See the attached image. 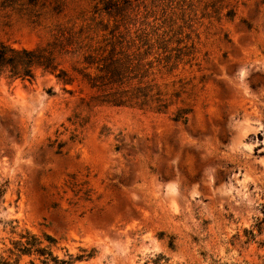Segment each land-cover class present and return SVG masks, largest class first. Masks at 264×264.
Returning <instances> with one entry per match:
<instances>
[{
	"label": "rangeland",
	"instance_id": "rangeland-1",
	"mask_svg": "<svg viewBox=\"0 0 264 264\" xmlns=\"http://www.w3.org/2000/svg\"><path fill=\"white\" fill-rule=\"evenodd\" d=\"M56 1L59 14L37 19L0 6V42L32 49L103 2ZM212 2L109 9L180 49L160 80L185 86L167 113L93 105L84 84L39 68L0 75L1 263L40 264L13 247L28 232L52 236L69 264H264V0ZM177 107L192 109L186 123L171 120Z\"/></svg>",
	"mask_w": 264,
	"mask_h": 264
},
{
	"label": "trees",
	"instance_id": "trees-1",
	"mask_svg": "<svg viewBox=\"0 0 264 264\" xmlns=\"http://www.w3.org/2000/svg\"><path fill=\"white\" fill-rule=\"evenodd\" d=\"M49 1L0 0V6L16 7L17 4L29 9L37 19L46 12L59 14L62 11L61 3ZM110 1L103 0L102 6L94 11L96 15L79 24L75 21L55 23L50 28L49 39L32 49L15 48L0 42V75L30 81L34 69L39 68L53 74L63 85L84 84L92 91L89 102L93 105L167 113L168 106L178 101L185 86L180 84L175 88V81L160 80H164V76L170 75L182 62L180 49L169 47L164 39L153 38L146 30L131 31L129 22L123 18L117 19L110 14V22L109 9H118L116 0L109 6ZM212 1L214 4L219 0ZM102 12L107 15L106 20L101 16ZM226 15L232 17L233 11L229 9ZM62 63L68 67H63ZM47 93L52 94L51 89H47ZM191 110L190 107H177L170 118L186 123ZM75 137L76 134L72 136ZM61 147V143L56 145L57 153L61 152ZM3 192L4 189L0 188V197ZM20 237L25 240L13 242L18 255H35L40 264H69V260L52 254L51 246L55 239L49 234L43 233L39 238L26 232ZM10 252L13 253L12 250ZM29 263L34 264L32 260Z\"/></svg>",
	"mask_w": 264,
	"mask_h": 264
}]
</instances>
